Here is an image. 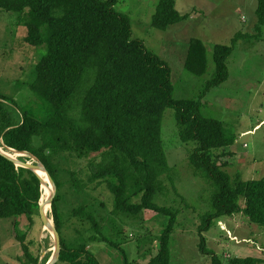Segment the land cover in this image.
<instances>
[{
	"label": "trees",
	"instance_id": "1",
	"mask_svg": "<svg viewBox=\"0 0 264 264\" xmlns=\"http://www.w3.org/2000/svg\"><path fill=\"white\" fill-rule=\"evenodd\" d=\"M259 27L264 26V0H258ZM118 0H0V12L17 13L27 30L31 47L46 46L36 63L33 81L26 84L30 103L0 95V140L19 153L41 162L57 186L52 219L61 236L62 251L56 264H101L90 246L108 243L120 249L103 232L105 216L98 214L103 201L93 199L100 188L113 198L112 215L139 217L145 212L165 215L168 225L159 238L158 250L150 249L146 264H171V238L177 213L155 204L161 178L168 172L162 139L166 110L177 113L180 141L195 143L191 162L204 171L214 186V212L202 217L204 233L215 220L243 215L264 227V178L244 181L231 177L214 158V152L233 144L222 122L201 115L196 100L174 99L172 69L142 41L132 38L130 19L116 11ZM1 14V13H0ZM186 17L176 10L175 0H160L153 26L167 30ZM237 41L239 36L235 38ZM233 46L214 50L216 76L208 87L221 86L230 78L229 60ZM208 50L199 39H191L185 66L197 77L208 71ZM88 161L90 175L79 181L76 192L83 199L64 216L63 183L57 161L63 156ZM73 175V174H72ZM78 184L80 186H78ZM79 191V192H78ZM43 196L40 178L18 167L0 153V219H14L17 239L28 264H38L19 234V221L29 227L40 213ZM73 218L89 226L76 229L79 238H65L66 222ZM89 234V236H87ZM212 264H223L213 252ZM125 264H129L125 257ZM230 264H264L262 259L235 258Z\"/></svg>",
	"mask_w": 264,
	"mask_h": 264
},
{
	"label": "rangeland",
	"instance_id": "2",
	"mask_svg": "<svg viewBox=\"0 0 264 264\" xmlns=\"http://www.w3.org/2000/svg\"><path fill=\"white\" fill-rule=\"evenodd\" d=\"M160 0H118L115 7L131 21L132 38L142 41L146 48L161 57L172 69L174 99L200 101L201 115L223 123L233 144L225 150L215 151L214 158L228 174L244 181L264 178V26L259 27L258 0H175L176 10L186 18L167 30L153 26ZM0 95L15 99L21 106L30 103L31 93L26 84L33 81L36 63L47 48L31 47L25 43L27 30L17 13L0 12ZM236 36L239 39L235 41ZM191 39L202 40L208 50V71L197 77L185 66ZM218 45L233 46L234 52L227 62L230 78L221 86L208 87L216 76L214 50ZM177 113L165 112L162 123V141L168 172L161 178L160 191L155 204L177 213V224L171 238V264H212L211 252L223 264L231 259L254 258L264 260V227L252 224L243 215L215 220L204 233L205 246L201 247L199 229L202 217L214 212V186L204 171L191 162L196 144L180 141ZM21 158V157H20ZM20 161H38L25 154ZM34 160V161H33ZM63 183L64 218L83 199L76 191L74 176L87 180L90 175L88 161H79L66 155L57 161ZM73 174V175H72ZM42 185V191L43 186ZM78 186H80L78 184ZM79 192V191H78ZM93 199L98 214L105 217L103 232L120 249L108 243L90 246L101 264H146L150 249L158 250L159 238L169 218L145 212L140 219L126 215H112L113 198L100 188ZM43 202V196L42 200ZM49 218L52 219L50 206ZM29 227L26 219L19 221V234L24 236L30 254L38 264H48L54 257L56 241L47 231L41 215L35 216ZM54 223V219H52ZM14 219H0V264H28L21 242L17 239ZM55 225V223H54ZM65 238L70 244L77 240L76 229L86 231L89 226L73 218L67 223ZM89 236V234H87Z\"/></svg>",
	"mask_w": 264,
	"mask_h": 264
},
{
	"label": "water",
	"instance_id": "3",
	"mask_svg": "<svg viewBox=\"0 0 264 264\" xmlns=\"http://www.w3.org/2000/svg\"><path fill=\"white\" fill-rule=\"evenodd\" d=\"M0 153L2 155H4L6 158H8L9 160H11L12 162H14L18 167L21 168H25L28 170L33 171L35 174H37V176L40 178L42 185L45 184V181L43 180V178L40 176V174L37 172V170H42L45 172V174L47 175V177L49 178V181L52 185L53 191H52V195L49 199H47V201L45 203H43L41 201L40 203V215H41V219L43 220V223L46 227H49L52 229L53 234L55 236V241H56V251L54 254V257L52 258V260L48 263V264H56L61 256V251H62V241H61V236L59 234V232L56 229V226L54 225L53 222H51L50 219H48V213H47V206L50 205L52 207L53 204V200L55 198L56 192H57V186L54 182V180L51 178V176L49 175V173L47 172L45 166L41 163L38 162V165H33L30 162H25V161H20L17 160L15 158H13L12 156L6 154L5 152H3L0 148ZM42 200V199H41Z\"/></svg>",
	"mask_w": 264,
	"mask_h": 264
},
{
	"label": "bare ground",
	"instance_id": "4",
	"mask_svg": "<svg viewBox=\"0 0 264 264\" xmlns=\"http://www.w3.org/2000/svg\"><path fill=\"white\" fill-rule=\"evenodd\" d=\"M1 141L2 140H0V148H1V150L3 152H5L6 154L12 156L13 158L17 159V158H20L21 157L20 159H22L24 157V155L26 154V153H19L17 151H14L12 149L7 148L3 144V142H1ZM17 160H19V159H17ZM30 163L33 164V165H38L39 164L38 162L35 163V161L34 162H30ZM37 172L40 174V176L45 181V185L43 186V203H45L47 201V199H49L51 197L53 188H52V185H51V183L49 181V178L47 177V175L45 174V172L42 171V170H37ZM49 212H50V205L47 206L48 216H49ZM49 217H48V219H50ZM50 220H51V222H53L52 219H50ZM46 230L47 231H50V232H53L52 229L49 228V227H47Z\"/></svg>",
	"mask_w": 264,
	"mask_h": 264
}]
</instances>
